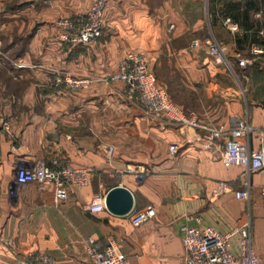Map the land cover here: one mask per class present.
Returning <instances> with one entry per match:
<instances>
[{
  "label": "crops",
  "instance_id": "obj_1",
  "mask_svg": "<svg viewBox=\"0 0 264 264\" xmlns=\"http://www.w3.org/2000/svg\"><path fill=\"white\" fill-rule=\"evenodd\" d=\"M90 2L0 0V264H18L37 252L55 264H91L84 246L89 236L105 245L117 243L129 264H184L181 226H214L225 233L245 211L254 251L264 264V172L251 176L248 206L234 198L240 169L223 166V141L147 115L119 82L96 81L80 91L49 85L53 71L100 79L114 73L127 52H142L177 106L213 125L228 126L232 115L246 116L255 129L250 149H259L264 146V85L242 94L206 49L191 46L207 36L209 0H108L96 42L63 44L53 20L82 12ZM214 7L222 9L223 1ZM1 121L9 123L11 137ZM108 146L115 149L110 163ZM56 158L89 168V184L70 188L58 204L51 188L39 190L36 183L8 194L18 166ZM219 182L229 190L217 194ZM116 186L132 194L133 211L150 205L155 217L133 225L128 214L88 209L94 196ZM237 242L235 235L231 248Z\"/></svg>",
  "mask_w": 264,
  "mask_h": 264
},
{
  "label": "built area",
  "instance_id": "obj_2",
  "mask_svg": "<svg viewBox=\"0 0 264 264\" xmlns=\"http://www.w3.org/2000/svg\"><path fill=\"white\" fill-rule=\"evenodd\" d=\"M108 0H92L90 7L83 14L73 18H65L58 22L61 28L59 39L68 46H88L101 36L104 12ZM222 25L231 33L239 31L238 25L229 17L221 19ZM191 46L204 48L215 64L222 70L233 75V62L242 69L251 60L245 59L236 49L217 40L213 36L194 39ZM248 52L253 57L264 56V44L251 43ZM96 81L106 84L119 82L124 85V93L139 103L145 113L153 118L164 119L168 123H175L195 131H200L210 140L223 141L221 162L225 167L235 166L240 169L241 187L234 190V198L246 203L251 200V176L257 172H264V146L251 150L250 136L255 130L248 118L232 115L228 126L213 125L201 122L193 112H185L169 97L167 91L158 84L155 74L149 69L144 53L127 52L119 61L114 73L100 79L83 76H60L54 79L56 86H63L70 90H86ZM2 130L12 136L10 125L1 121ZM1 135V131H0ZM169 150L174 153L176 145H170ZM114 147L108 146L105 152L107 162H112ZM136 178L141 172L133 171ZM90 182V170L84 166L74 165L64 158H56L50 162L37 161L32 165H20L16 168L14 180L8 186V194L13 197L18 186L36 183L39 190L51 188L53 200L58 204L67 198L70 188H82ZM225 182H219L217 194L228 191ZM260 199L264 204V185L260 188ZM91 212L108 211L106 195H96L90 202ZM156 210L147 206L141 211L128 213L133 225H139L153 219ZM199 222V219H196ZM181 243L185 251L184 264H260L252 244V228L249 211H245L236 227L228 232H220L214 226L180 227ZM237 235L238 250L231 249V239ZM85 251L91 264H129L128 257L117 243L104 244L89 236L84 241ZM18 264H55L54 259L42 252L32 254Z\"/></svg>",
  "mask_w": 264,
  "mask_h": 264
},
{
  "label": "rangeland",
  "instance_id": "obj_3",
  "mask_svg": "<svg viewBox=\"0 0 264 264\" xmlns=\"http://www.w3.org/2000/svg\"><path fill=\"white\" fill-rule=\"evenodd\" d=\"M92 1V0H91ZM91 4V2H90ZM90 7V5H89ZM88 10V8L82 12H78L75 14H61L62 16L57 17L53 20L52 25L57 28L58 33H57V37L59 39V35L61 32V28L58 26V22L62 19L65 18H73L75 16H77L78 14H83ZM263 10V11H262ZM260 12H258V16L256 15L255 18L257 19H261L264 20V8L262 9ZM208 27L207 29H205V33L207 36H213L215 37L217 40L225 43V44H229L231 46H233L234 48H236V44L234 42L233 39V34H231L222 24L216 25L213 24L211 22V17H209L208 20ZM60 40V39H59ZM241 56L245 59L251 60L249 64H247V66H245L242 69H239L236 67V65L233 62V75L230 74V77H228V79L230 80L231 84L238 88L242 94H245L246 91H248V89H250L251 86H255L256 84H260L262 83L264 85V59L260 58V59H255L252 60V55L247 51V49H243L240 52ZM60 76H65L63 74H61L60 72H56L53 71L51 72V76L49 77V85L53 88V89H60V88H64L63 86H56L54 79L56 77H60ZM70 90V89H67ZM70 91H75V90H70ZM76 91H80V90H76ZM264 95V93L262 94ZM170 98L172 99L170 93H169ZM247 96V95H246ZM173 101V99H172ZM176 102V101H175ZM245 118H247L246 116H244ZM237 239H239V237L237 236ZM233 252H236L238 250V242H237V246L236 248H231Z\"/></svg>",
  "mask_w": 264,
  "mask_h": 264
},
{
  "label": "trees",
  "instance_id": "obj_4",
  "mask_svg": "<svg viewBox=\"0 0 264 264\" xmlns=\"http://www.w3.org/2000/svg\"><path fill=\"white\" fill-rule=\"evenodd\" d=\"M216 1H223V8L218 11L214 7ZM209 3L213 24H222L223 17H229L237 23L239 31L233 34L237 52L240 53L243 49L248 51L251 43L264 42V20L255 18V15L264 8V0H209Z\"/></svg>",
  "mask_w": 264,
  "mask_h": 264
},
{
  "label": "water",
  "instance_id": "obj_5",
  "mask_svg": "<svg viewBox=\"0 0 264 264\" xmlns=\"http://www.w3.org/2000/svg\"><path fill=\"white\" fill-rule=\"evenodd\" d=\"M106 208L115 215H126L133 208V196L126 188L116 186L106 194Z\"/></svg>",
  "mask_w": 264,
  "mask_h": 264
}]
</instances>
